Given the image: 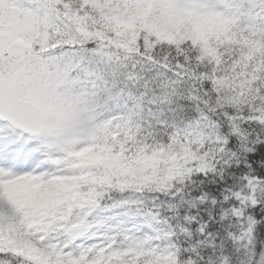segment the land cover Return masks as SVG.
<instances>
[{"label": "snow or ice", "instance_id": "1", "mask_svg": "<svg viewBox=\"0 0 264 264\" xmlns=\"http://www.w3.org/2000/svg\"><path fill=\"white\" fill-rule=\"evenodd\" d=\"M0 264H264V0H0Z\"/></svg>", "mask_w": 264, "mask_h": 264}]
</instances>
